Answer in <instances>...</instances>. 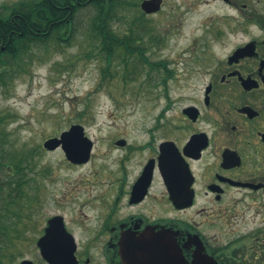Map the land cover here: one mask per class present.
Returning <instances> with one entry per match:
<instances>
[{
    "label": "rangeland",
    "instance_id": "374dc122",
    "mask_svg": "<svg viewBox=\"0 0 264 264\" xmlns=\"http://www.w3.org/2000/svg\"><path fill=\"white\" fill-rule=\"evenodd\" d=\"M19 1L0 0V8ZM141 1H115L113 29L119 35L127 31L133 50L119 52L109 73L103 72V57L95 56L98 39L87 33L93 11L82 7L72 36L48 44L32 43L15 62L16 68L10 66L7 82L0 81V128L7 132V146L23 160L22 172L29 177L23 195L16 188L11 196L8 191L2 193V206L8 207L2 213L9 224V229H3L4 264L39 258L37 240L54 215L64 217L77 241L84 240L87 228L97 222L99 200L116 192L125 158L129 159L126 183L135 178L147 156L138 149L147 139L144 128L154 123L160 108L165 64L167 69L177 68L183 50L195 44L199 49L210 45L221 53L222 45H228L224 53L260 34L254 21L240 18V9L223 0H163L161 10L152 14L141 9ZM250 1L254 12L264 14V0ZM218 31L223 32L221 37ZM169 82L177 88L174 81ZM73 124L83 125L94 141L88 162L71 163L61 148L43 146ZM121 138L127 142L125 147L115 143ZM129 144L135 147L129 149ZM12 178L2 172V183L14 186ZM125 202L120 201V216L128 209ZM246 203L252 213L258 209L256 219L263 217L259 204L264 203V195L249 197ZM167 214L207 220L206 232L213 227L214 217L208 213Z\"/></svg>",
    "mask_w": 264,
    "mask_h": 264
},
{
    "label": "flooded vegetation",
    "instance_id": "af4514ba",
    "mask_svg": "<svg viewBox=\"0 0 264 264\" xmlns=\"http://www.w3.org/2000/svg\"><path fill=\"white\" fill-rule=\"evenodd\" d=\"M223 1L240 9V18L254 21L260 34L224 53L228 45L221 53L195 44L183 50L177 68L165 64L160 108L138 147L147 156L128 183L129 159L122 161L116 192L99 200L97 222L84 240L77 241L67 228L77 244L69 264H141L136 253L120 250V241L125 233L140 235L147 229H170L190 263L207 254L215 260L210 264H264V215L256 219L258 209L252 213L246 203L264 195V14L254 12L250 0ZM123 199L128 209L120 216ZM259 205L263 214L264 203ZM191 210L214 217L212 229L206 232L207 220L167 214ZM4 231L1 193L0 264ZM30 260L54 264L41 252Z\"/></svg>",
    "mask_w": 264,
    "mask_h": 264
},
{
    "label": "trees",
    "instance_id": "16d2710c",
    "mask_svg": "<svg viewBox=\"0 0 264 264\" xmlns=\"http://www.w3.org/2000/svg\"><path fill=\"white\" fill-rule=\"evenodd\" d=\"M115 1L20 0L11 5H2L0 8V43L2 41V46L5 48L0 51V81L7 82L10 66L16 68L19 57L27 52L32 43L48 44L50 40L59 42L72 36L78 28L76 14L82 7L93 11V16L87 26V33L98 39L96 42L99 44L95 56L99 60L103 57L102 59L106 63L103 72L109 73L117 54H120L119 52L133 50L127 31L124 32V35H119L113 29L111 21L115 14ZM117 48L124 50L116 51ZM137 49L141 50L142 48L138 47ZM123 60L126 65L128 60L126 58ZM6 137L7 132L0 128V180L2 172L5 171L8 176L13 177L15 185L0 184V195L3 191H8L11 196L12 190L15 188L17 192L21 193L20 195H23L25 187L29 183V177L22 172L23 160L7 146ZM9 202L7 205H10ZM3 208L8 209V207L2 206ZM5 218H7V214L2 213V228L9 229ZM2 264L4 263L2 262Z\"/></svg>",
    "mask_w": 264,
    "mask_h": 264
},
{
    "label": "water",
    "instance_id": "95a60500",
    "mask_svg": "<svg viewBox=\"0 0 264 264\" xmlns=\"http://www.w3.org/2000/svg\"><path fill=\"white\" fill-rule=\"evenodd\" d=\"M163 0H143L141 8L146 13H155L161 9ZM118 145H125V139H119ZM44 147L49 150L63 148L66 157L73 163L88 162L94 141L86 135L81 124H73L70 129L61 132L44 141ZM37 245L43 257L54 264H69L75 260L76 241L64 222L62 215H55L48 220L45 233L39 238ZM122 252H134L135 260L141 264H210L215 261L207 254L195 256L190 263L183 255L176 237L170 229L161 232L147 229L140 235L125 233L120 241ZM19 264H34L30 259H23Z\"/></svg>",
    "mask_w": 264,
    "mask_h": 264
}]
</instances>
